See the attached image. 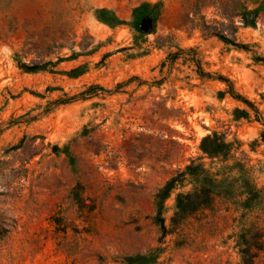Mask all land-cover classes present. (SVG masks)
Here are the masks:
<instances>
[{
    "label": "rangeland",
    "instance_id": "1",
    "mask_svg": "<svg viewBox=\"0 0 264 264\" xmlns=\"http://www.w3.org/2000/svg\"><path fill=\"white\" fill-rule=\"evenodd\" d=\"M263 122L264 0H0V264H242L264 210L156 195L194 162L264 198Z\"/></svg>",
    "mask_w": 264,
    "mask_h": 264
},
{
    "label": "trees",
    "instance_id": "2",
    "mask_svg": "<svg viewBox=\"0 0 264 264\" xmlns=\"http://www.w3.org/2000/svg\"><path fill=\"white\" fill-rule=\"evenodd\" d=\"M117 21L118 20H113V22ZM209 35L218 36L226 44L237 46L236 42L228 39L221 33L212 34L209 32ZM197 65L199 69L198 73L201 77H210V74L203 71L200 62H197ZM221 81L227 80L221 78ZM230 93L234 99L243 100L241 96H237L235 94L232 87L230 88ZM261 139L264 142V132L261 134ZM201 150L212 159L217 158L223 160L224 162L231 159L232 146L226 143L225 139L219 137L217 133L203 139ZM231 169L232 167L230 166L225 167L227 172ZM242 171L243 172L241 173H246L243 168ZM223 176L224 178L219 180L203 165H196L193 162L184 171L179 172L175 177H173L164 188L160 189L156 195V199L159 201L162 200L163 202V200L167 198L169 193L174 190L177 185L184 183L187 179L186 177H191L197 185L196 194L205 192L212 197H221L226 201L233 203L236 210L244 212V214H252L254 212L264 210V198L262 196V192L257 188V185L253 184L249 180L242 181L239 177L236 178L227 174H224ZM216 192L217 194H215ZM182 197L184 196L181 195V198ZM157 206L160 213L163 203H157ZM238 246L240 248L242 264H258L257 259L260 257L261 253H264V229L259 227L257 222L247 226L244 225L240 234H238Z\"/></svg>",
    "mask_w": 264,
    "mask_h": 264
}]
</instances>
